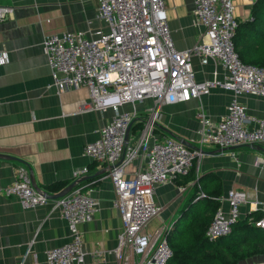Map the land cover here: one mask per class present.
<instances>
[{"label": "crops", "instance_id": "crops-1", "mask_svg": "<svg viewBox=\"0 0 264 264\" xmlns=\"http://www.w3.org/2000/svg\"><path fill=\"white\" fill-rule=\"evenodd\" d=\"M192 1H163L170 39L177 50L187 49L202 38V28L192 16ZM231 4L236 21L250 19L249 0H231ZM0 5L12 9V15L0 22V52L4 59L0 65V188L11 185L16 180L15 169L21 167L33 189L55 195L74 181L72 172L85 167L87 172L81 177L80 185L97 201V212L91 222L79 226L84 262L117 264L112 256L93 255L94 251L103 253L116 247L120 221L111 206L114 192L106 177V167L82 155L84 145L96 139L97 130L111 122L114 112L109 108L79 110V104L87 101L83 87L56 93L50 86L49 70L41 53L44 36L79 32L90 38L93 32L104 29L96 18L95 0H0ZM191 63L196 81L224 76L211 61L204 66L196 59ZM231 98L232 93L213 89L199 99L161 105L152 115L149 110L153 104L149 99L122 105L118 111L134 112L127 142L135 140L144 120L149 119L151 135L147 147L153 141L169 138L196 151L199 149L197 115L203 114L217 123L224 117ZM236 99L247 116L264 119V98L240 94ZM246 127H252V123H247ZM199 153L188 181L175 178L154 188L153 200L161 206V212L148 224L146 233L152 224L171 221L167 227L173 225L194 184L199 195L192 201V207H201L204 194H214L222 198L217 201L215 211L220 209L227 215L228 204L223 198L227 191L237 190L247 195L246 202L238 208L239 220L249 215L260 216L259 208L264 204L262 149L259 146L202 147ZM144 156L145 150H141L123 169L125 178H132L143 168ZM256 157L263 160L254 165ZM58 183L61 185L57 190L49 189L50 185ZM159 226L154 232L166 228ZM67 241L65 223L59 211L52 210L49 203L22 210L15 198L0 197V264H45L44 252ZM250 261L264 262V256Z\"/></svg>", "mask_w": 264, "mask_h": 264}, {"label": "built area", "instance_id": "built-area-1", "mask_svg": "<svg viewBox=\"0 0 264 264\" xmlns=\"http://www.w3.org/2000/svg\"><path fill=\"white\" fill-rule=\"evenodd\" d=\"M164 0H95L96 18L104 29L84 37L79 32H62L44 36L41 53L49 70L50 86L56 93L83 87L87 101L79 110L111 109V122L99 128L94 141L84 145L82 155L89 161L106 167L114 197L112 208L120 221L116 247L93 255L112 256L117 264H167L172 256L161 228L146 233L148 224L161 212L153 200V190L177 177L186 176L200 158L202 147L231 149L239 146H259L264 152V119L245 114L236 97L248 94L264 98V67L242 63L233 48L232 37L237 27L231 0H193L192 16L202 28V38L191 47L177 50L170 39L163 6ZM256 0H249L250 4ZM12 15V9L0 5V22ZM201 66L212 62L224 76L222 79L196 81L192 60ZM4 62L0 52V65ZM213 89L232 93L224 117L212 123L203 114L197 115L199 149H186L180 142L165 138L153 141L150 120L145 119L140 133L127 142V130L134 112L118 111L122 105L143 100L152 101L150 115L161 105L184 103L199 99ZM252 127H246L247 123ZM145 150L144 166L132 178L123 176V169ZM254 159V165L262 162ZM87 172L83 167L72 172L75 186L64 196L48 200L29 184L25 170L15 169L16 180L0 188V197L16 199L22 210H33L50 204L58 210L65 223L68 241L44 252L45 264H85L81 251L79 226L91 222L97 212V201L80 185ZM202 194L200 195V197ZM247 195L237 190L227 191L223 200L228 204L224 215L216 209L204 236L208 240L223 237L239 220L238 208ZM218 198L217 201H221ZM255 204V202H253ZM260 216L250 223L264 229V204Z\"/></svg>", "mask_w": 264, "mask_h": 264}, {"label": "trees", "instance_id": "trees-1", "mask_svg": "<svg viewBox=\"0 0 264 264\" xmlns=\"http://www.w3.org/2000/svg\"><path fill=\"white\" fill-rule=\"evenodd\" d=\"M232 44L238 59L245 64L264 67V0H256L250 7V19L237 21ZM192 170L182 178L190 179ZM176 178V179H177ZM85 183V182H84ZM61 184H52L49 189L57 190ZM199 195L195 184L180 210V217L172 228L164 233L165 241L172 252L167 264H264L250 259L264 256V229L254 227L247 216L230 226V232L214 240H208L204 232L215 212L218 196L202 197L201 207L191 203Z\"/></svg>", "mask_w": 264, "mask_h": 264}, {"label": "water", "instance_id": "water-1", "mask_svg": "<svg viewBox=\"0 0 264 264\" xmlns=\"http://www.w3.org/2000/svg\"><path fill=\"white\" fill-rule=\"evenodd\" d=\"M128 130H127V132H128ZM5 159H13V158L6 157ZM75 184H76V182L73 181L71 184H69L68 186H66L63 190H61L59 193H57L55 195H47L44 192H38L39 190H37L36 187H34V189H35V191H37V193H40V195H42L46 199H48V200H54V199H57L59 197L64 196L66 193H68L75 186Z\"/></svg>", "mask_w": 264, "mask_h": 264}, {"label": "rangeland", "instance_id": "rangeland-1", "mask_svg": "<svg viewBox=\"0 0 264 264\" xmlns=\"http://www.w3.org/2000/svg\"><path fill=\"white\" fill-rule=\"evenodd\" d=\"M170 222L171 221H165V222H163L164 224H159V225H161L163 227H166L165 229L166 230H169V228H172L171 225L169 227H167L170 224ZM159 225L153 226V224H152V227L151 228L150 227L148 228L147 233H151L152 234L154 232V229H156L157 227H160Z\"/></svg>", "mask_w": 264, "mask_h": 264}]
</instances>
